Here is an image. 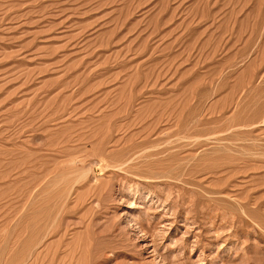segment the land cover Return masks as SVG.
Instances as JSON below:
<instances>
[{"label": "rangeland", "instance_id": "obj_1", "mask_svg": "<svg viewBox=\"0 0 264 264\" xmlns=\"http://www.w3.org/2000/svg\"><path fill=\"white\" fill-rule=\"evenodd\" d=\"M0 264H264V0H0Z\"/></svg>", "mask_w": 264, "mask_h": 264}]
</instances>
